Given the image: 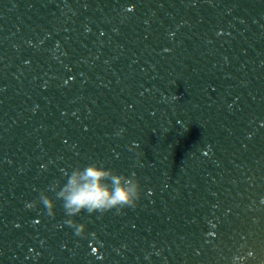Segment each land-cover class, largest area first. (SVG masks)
<instances>
[{"label":"water","instance_id":"95a60500","mask_svg":"<svg viewBox=\"0 0 264 264\" xmlns=\"http://www.w3.org/2000/svg\"><path fill=\"white\" fill-rule=\"evenodd\" d=\"M88 163L143 195L80 237L28 204ZM234 256L264 264V0H0V264Z\"/></svg>","mask_w":264,"mask_h":264},{"label":"clouds","instance_id":"9594fccd","mask_svg":"<svg viewBox=\"0 0 264 264\" xmlns=\"http://www.w3.org/2000/svg\"><path fill=\"white\" fill-rule=\"evenodd\" d=\"M123 133L124 129H120L116 135L120 136ZM136 147L135 143L130 146L131 149ZM65 176L66 180L62 185L60 182L55 184L54 197L48 194L52 189L41 191L38 201L29 203L28 207H35L39 202L45 206L49 216H55L57 200L61 201L68 217L65 223L80 237L88 235L95 237L96 233H89L88 224L78 222L76 217L82 213L92 215L134 207L143 195L142 184L136 174H120L99 163L76 166L70 172H66ZM252 255V252L248 253V256ZM245 259L244 256H234L233 264L243 262Z\"/></svg>","mask_w":264,"mask_h":264}]
</instances>
